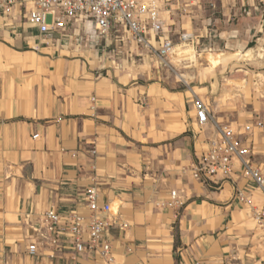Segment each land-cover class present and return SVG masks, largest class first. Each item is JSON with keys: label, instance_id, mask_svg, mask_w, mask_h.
Masks as SVG:
<instances>
[{"label": "crops", "instance_id": "crops-1", "mask_svg": "<svg viewBox=\"0 0 264 264\" xmlns=\"http://www.w3.org/2000/svg\"><path fill=\"white\" fill-rule=\"evenodd\" d=\"M251 28L206 35L205 51L225 57L192 71V87L181 75L186 86L176 89L161 82L159 60L133 44L78 40L72 30L47 38L17 14L0 15V264H51L27 256L28 224L49 208L83 211L93 178L119 216L122 227L106 235L120 263L264 264L253 252L260 199L238 206L232 185L206 186L190 174L201 131H210L196 123L195 98L239 137L264 116V68L244 58ZM228 34L243 37L231 46ZM230 46L236 51H222ZM173 190L184 202L177 210L161 206ZM79 264L99 262L83 255Z\"/></svg>", "mask_w": 264, "mask_h": 264}, {"label": "built area", "instance_id": "built-area-1", "mask_svg": "<svg viewBox=\"0 0 264 264\" xmlns=\"http://www.w3.org/2000/svg\"><path fill=\"white\" fill-rule=\"evenodd\" d=\"M224 1L240 4L246 17L259 13L264 23V0H0V15L17 14L47 38L54 32L67 38L72 30V36L78 40L83 34L92 43L110 39L131 43L156 57L161 66H167L177 48L170 40L172 17L175 14L187 17L202 4L215 9ZM195 40L198 38L191 33L180 35L181 45H194ZM193 109L196 123L208 126L210 131H201V146L191 163L190 174L206 186L232 185L231 200L238 206H248L255 197L260 199L262 206L253 213L260 244L253 252L264 256V172L253 162L247 140H240L230 125L216 122L200 99L193 100ZM261 126V122L246 125L244 135ZM237 178L246 182L243 188L238 187ZM103 196L99 182L93 178L84 193L83 211L60 212L49 208L35 223H29L33 239L27 256L43 254L51 264H79L81 256L89 255L99 264H122L106 235L111 227L122 226H118L119 216L112 204L102 202ZM183 204L182 196L173 190L161 206L177 210Z\"/></svg>", "mask_w": 264, "mask_h": 264}, {"label": "rangeland", "instance_id": "rangeland-1", "mask_svg": "<svg viewBox=\"0 0 264 264\" xmlns=\"http://www.w3.org/2000/svg\"><path fill=\"white\" fill-rule=\"evenodd\" d=\"M253 17L246 18L241 11H234V9L229 10L227 8L222 7H217L213 9L207 4H202L201 7L193 9V11L187 17L175 14L174 17H172V25H170V40H172L177 45L176 49H188L190 52L185 55L184 60L173 58L169 65L160 66L158 68L160 76L159 78H161V76L165 78L164 80L161 79V82L168 87L170 85L173 88L181 89L183 86L185 87L186 85L179 78H181V75L189 73V78L187 79L189 80L190 86H194V83H192V78H190L193 74L192 71L197 70L198 68L208 67V63H206V61L200 55L208 51L212 53L219 52L218 50L205 51L206 44L204 41L206 35L210 37H219L225 32L231 30H240L242 29V27H252L251 29L253 30L250 35H247L248 39L245 44V49L246 51H248V54L244 58L250 59V61H253L255 64L259 65L260 68H264V29L260 33L254 31V29L258 27V24H260V20L257 16ZM183 32L192 33L194 36H198L197 38L200 42L195 40L194 45H181L180 35ZM231 35L234 36L229 37L228 34V36L226 37V40H229V44L231 46L235 44L236 40L241 39L243 37V35L241 34ZM203 43L204 45H201ZM130 44L131 43H126L127 46H129ZM231 46L225 48L222 51H226L228 53L233 52V50L236 51V48ZM227 56L229 55L227 54ZM132 57L135 58V56ZM127 58H131V56L119 55L115 57V59H117L118 61ZM226 59H231V57H226ZM191 97L192 92H190V98ZM258 118V122H261L262 124L261 128H254L250 133L245 134L239 138L244 137V139H247L249 140V142H251L250 145L252 148L253 162L264 172V151L261 150L264 149V116L259 115ZM252 125L254 126L255 124ZM212 187L215 186L213 185Z\"/></svg>", "mask_w": 264, "mask_h": 264}, {"label": "bare ground", "instance_id": "bare-ground-1", "mask_svg": "<svg viewBox=\"0 0 264 264\" xmlns=\"http://www.w3.org/2000/svg\"><path fill=\"white\" fill-rule=\"evenodd\" d=\"M190 52L188 49H176L173 58L174 59H182L184 60L185 55ZM205 61L208 62L212 67L217 66L225 57V55L221 53H211V52H204L200 55Z\"/></svg>", "mask_w": 264, "mask_h": 264}, {"label": "trees", "instance_id": "trees-1", "mask_svg": "<svg viewBox=\"0 0 264 264\" xmlns=\"http://www.w3.org/2000/svg\"><path fill=\"white\" fill-rule=\"evenodd\" d=\"M175 249H176V245H175ZM176 261H178V259H176Z\"/></svg>", "mask_w": 264, "mask_h": 264}]
</instances>
